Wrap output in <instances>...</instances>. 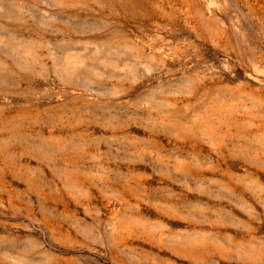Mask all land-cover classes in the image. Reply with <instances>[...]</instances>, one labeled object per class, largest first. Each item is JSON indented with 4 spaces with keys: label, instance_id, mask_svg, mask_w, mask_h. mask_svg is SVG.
<instances>
[{
    "label": "rangeland",
    "instance_id": "rangeland-1",
    "mask_svg": "<svg viewBox=\"0 0 264 264\" xmlns=\"http://www.w3.org/2000/svg\"><path fill=\"white\" fill-rule=\"evenodd\" d=\"M0 264H264V0H0Z\"/></svg>",
    "mask_w": 264,
    "mask_h": 264
}]
</instances>
